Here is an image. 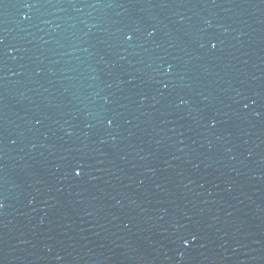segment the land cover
Returning a JSON list of instances; mask_svg holds the SVG:
<instances>
[{"label":"water","instance_id":"water-1","mask_svg":"<svg viewBox=\"0 0 264 264\" xmlns=\"http://www.w3.org/2000/svg\"><path fill=\"white\" fill-rule=\"evenodd\" d=\"M0 264H264V0H0Z\"/></svg>","mask_w":264,"mask_h":264},{"label":"snow or ice","instance_id":"snow-or-ice-1","mask_svg":"<svg viewBox=\"0 0 264 264\" xmlns=\"http://www.w3.org/2000/svg\"><path fill=\"white\" fill-rule=\"evenodd\" d=\"M129 39H131V37H129ZM76 175H80V173H79V172H77V173H76Z\"/></svg>","mask_w":264,"mask_h":264}]
</instances>
